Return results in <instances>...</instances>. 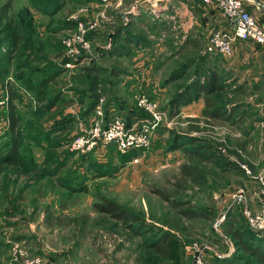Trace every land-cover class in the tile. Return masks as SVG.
Returning a JSON list of instances; mask_svg holds the SVG:
<instances>
[{
  "label": "rangeland",
  "instance_id": "1",
  "mask_svg": "<svg viewBox=\"0 0 264 264\" xmlns=\"http://www.w3.org/2000/svg\"><path fill=\"white\" fill-rule=\"evenodd\" d=\"M6 2L0 0V16ZM109 2L65 0L64 7L49 23L50 18L34 10L30 0H12L16 19L21 17V11L30 17L33 40L14 51L12 42L0 33V72L4 70L0 75V146L9 142V124L2 110L8 98L6 90L11 86L20 95L15 102L24 139L20 153L27 163V169L0 174V264H17L12 261L14 247L27 258L43 257L56 264H192L196 255H202L208 264L230 259L236 248L224 230L229 223L240 228L243 221L234 197L243 190L252 209L260 205L259 179L264 178V49L242 42L234 49V62L223 58L228 79L233 74L236 79L229 80L230 87L221 96V104L238 106L237 114L247 110L244 121H205L199 111L194 112L197 117L188 116L197 107L190 112L182 107L178 115H170L168 101L193 79L194 66L204 57L207 37L213 31L227 30L228 25L217 10L205 6L202 0H116L113 6ZM27 8L29 15L24 11ZM80 9H87L81 15L85 22L98 12H103L105 18L87 36L90 51L67 69L62 60V39L74 32L68 17ZM132 14L139 15L138 23L128 32L145 37L147 45L129 46L127 55L109 53L115 28L130 24ZM155 23L159 25L156 28L152 27ZM3 24L1 20L0 29ZM191 38L202 41L200 52L188 46ZM114 67L120 70L116 76L111 73ZM93 68L100 70L99 99L114 107L118 115L125 117L127 110L138 108L137 100L144 95L166 116L151 146L136 152L133 158L127 159L109 148L102 157L99 153L69 150V144L80 133L79 124H85L82 117L92 97L88 70ZM182 68V76L171 81L170 77ZM58 69L63 73L57 83L48 86L49 94L43 100L15 78L18 73L28 72L45 77ZM247 73L257 76L252 85L248 79H241ZM240 79L238 86L243 90L233 88ZM56 95L59 102L45 111ZM64 117L73 119L69 130L54 131L55 121ZM192 125H198L201 131L189 133ZM172 132L205 138L231 162L245 164L251 175L220 173L209 177L203 188L185 189L177 176L180 166L187 162L186 156L181 150L167 151ZM134 159L138 161L133 163ZM61 163L59 176H78V182L83 180L88 188L86 193L71 194L60 188L54 178L41 174ZM202 167L206 171L213 169L212 163ZM113 168L117 172L106 175ZM156 190L170 201L158 196ZM99 198L139 216L143 221L141 234L134 235L132 225L96 213L93 204ZM175 200L181 204L173 208ZM187 209L206 210L209 216L187 218L182 213ZM221 217L224 220L215 231L212 224ZM163 222L179 224L183 231L176 233ZM166 231L177 237L179 249L175 256L173 252L170 256L160 255L150 247Z\"/></svg>",
  "mask_w": 264,
  "mask_h": 264
},
{
  "label": "trees",
  "instance_id": "2",
  "mask_svg": "<svg viewBox=\"0 0 264 264\" xmlns=\"http://www.w3.org/2000/svg\"><path fill=\"white\" fill-rule=\"evenodd\" d=\"M30 1L34 10L43 15H47L50 18L49 23H52L54 16L61 11L65 4V0ZM24 11L26 15H29L28 8ZM16 13L17 12L12 10V0H7L4 8H2V15L0 16V21H4L3 27L0 29V33L2 35L4 34V37L12 42V49L14 51L17 49L20 50V47L24 45L25 41L32 42L33 40L31 37L33 28H31L29 24L31 23L30 17L27 18L23 16L21 11L19 12L21 17L16 19ZM68 25H71V23L68 22ZM127 26H123L121 24L119 27L115 28L114 34L111 35L113 44L109 53L115 55H127L130 50L129 46L132 45L134 47H142L147 45L148 42L145 37L128 32L131 25L128 24ZM20 27L23 28V31H21ZM90 36H88V38ZM31 42L28 43V45L31 44ZM201 42L202 41L198 38H191L188 46H192L195 50L200 52L201 50L199 49ZM235 47H237V44H235L234 49ZM255 47L260 48L259 46ZM1 61L3 60L0 59V62ZM225 62L226 61L219 55L204 52V57L201 58L194 66L195 70L193 72V79L180 91L170 97L167 104V110L170 112V115H178L182 107L202 100L204 105L202 115L205 121H223L230 124H236L238 121H244L246 119L247 110H243L241 113L237 114L238 106H231L228 108L221 104V96L225 93V90L230 87V79H228L229 76L223 70ZM191 66L192 65L190 63V65L187 66V69ZM183 69L185 68H182L179 73L173 74V78L170 77V80L174 81L175 79L180 78L184 72ZM88 71V75L92 76L89 84V91L92 93V97H90V103L82 118H88L91 114L93 115L99 99L97 91L98 84L100 83L98 81L100 70L93 68V70ZM62 73L61 69L50 72L45 77L36 76V74H32L31 72H28L27 74L18 73L15 78L19 81L22 80L20 82L22 83L23 88L27 91L34 92L35 97L38 100H43L49 94V90H47L48 86L52 83H57L56 80ZM111 73L116 76L120 73V70H118L117 67H114L111 69ZM3 74L4 70H1L0 75L3 76ZM239 90H243V87H240ZM6 95L8 98L2 111H4V118L9 124L7 134L9 142L5 147L0 146V174L27 169V163L24 161L20 153L24 147V139L22 131L20 130V127H18L20 115L15 104V102L20 99V95L18 91L14 90L11 86H8ZM59 100V96H53L48 105H46L45 111L53 108ZM109 108L110 106L106 104L104 110L106 118L108 117ZM146 116L147 115L144 111L136 108L135 110H127L124 120L129 124L134 118ZM72 122L73 119L66 117L57 120L54 123V131L65 132L69 130ZM200 131L201 128L198 127V125L189 126V133ZM171 134L172 135L167 143V151L174 152L181 150L187 159V162L180 166L177 176L178 181L180 180L184 185H186L185 189H192L193 187L203 188L207 185L209 177L218 176L220 173L235 172L236 174L246 176L244 170L239 167L238 162H231L221 153L222 150L209 143L205 138L193 136L192 134H180L175 132H172ZM33 140L36 145L40 144L38 139L34 138ZM108 148L109 150H115L112 146ZM136 152L137 151L129 152L122 156L126 158L128 157L127 159L133 158L137 154ZM237 156L239 157V155ZM207 163H212L213 165V169L208 170L210 173L202 167V165ZM61 166H63L62 163L56 164L54 167L46 169L41 174L43 176L54 178L56 184L60 188L70 192L71 194L86 193L88 188L83 180L78 182V176L68 178L59 176ZM116 172L117 168H113L112 171L106 173V175L112 176ZM104 175L105 174H103V176ZM155 193L166 202L170 201L169 197L164 195L162 191L156 190ZM180 204V201L175 200L172 202V207H178ZM93 210L98 214L107 215L112 219L122 222L123 224L132 225L131 229H133V234H141L143 225H140L143 224V221H141L140 217L117 203L106 198H99L98 201L93 204ZM182 213L187 218L192 219L207 218L209 216L206 210L187 209ZM241 219L244 222L241 221L240 228L232 223H229L224 230V234L233 242L236 248L235 255L230 259H224L221 261L217 260L216 264H264V234L251 231L248 226H246L244 218L242 217ZM81 221L87 222V219L82 218ZM163 223L173 229L176 233H181L183 231L179 224L173 225L167 222ZM176 241V235L174 233L172 234L170 231H166L162 232L157 238H155L150 247L160 255L170 256V253L172 254L173 252V255L175 256L179 249V245Z\"/></svg>",
  "mask_w": 264,
  "mask_h": 264
},
{
  "label": "built area",
  "instance_id": "3",
  "mask_svg": "<svg viewBox=\"0 0 264 264\" xmlns=\"http://www.w3.org/2000/svg\"><path fill=\"white\" fill-rule=\"evenodd\" d=\"M202 2L205 6L220 12L228 25L227 30L213 31L209 34L204 46L205 53L229 59L238 42L264 49V27L248 11L249 5H259L257 0H202ZM104 3L108 4L107 1ZM109 3L112 6L115 4L111 3V0ZM85 12L87 9H80L68 17V21L74 24L75 30L62 39V60L67 69L74 66L77 58L90 51L91 44L87 36L89 32L95 31L105 18L103 12H98L85 22L81 18ZM103 106L104 99L100 98L89 124H79L80 133L69 144L70 151L81 154L99 153L100 157L105 155L110 146L121 154L133 151L144 152L151 146L155 134L163 126L166 117L157 109L156 104L144 95L138 98L137 107L147 116L137 118L129 124L117 114L106 121ZM261 126L264 127V123ZM137 161L134 159L133 163ZM239 167L247 175H251L245 164L239 163ZM259 181L262 184L258 193L260 205L257 209L251 208L249 196L243 190L236 194L234 201L248 228L255 233L264 234V178H260ZM223 220L224 218L221 217L213 222L212 227L215 231H219ZM12 255V261L17 264H56L43 257L27 258L18 247L13 248ZM192 264L208 263L202 255H196Z\"/></svg>",
  "mask_w": 264,
  "mask_h": 264
},
{
  "label": "crops",
  "instance_id": "4",
  "mask_svg": "<svg viewBox=\"0 0 264 264\" xmlns=\"http://www.w3.org/2000/svg\"><path fill=\"white\" fill-rule=\"evenodd\" d=\"M112 1V3H115L116 2V0H111ZM257 2H258V4L259 5H249V7H248V11L257 19V21H258V23L261 25V26H263L264 27V0H257ZM142 11V10H141ZM220 13V12H219ZM136 14H132V19H131V23H130V25H131V28H135L136 26H135V24L137 25V23H138V21H137V19L136 18H138V16H136ZM220 16L224 19V22H225V24H227L226 23V20H225V18L220 14ZM136 19V20H135ZM122 21V20H121ZM133 23H134V25H133ZM153 26L152 27H154V28H156V27H158L159 25L158 24H152ZM242 42H238L237 44L238 45H240ZM246 44V43H245ZM237 45V46H238ZM132 46V45H131ZM143 47V46H142ZM237 48V47H236ZM233 57V58H232ZM232 57H230L229 59H227V60H232V59H234V56H232ZM225 59V58H224ZM233 62L235 61V60H232ZM227 70H228V68H227ZM232 74V73H231ZM236 76L233 74V77L232 78H230V79H236L235 78ZM257 76H252V74H244V76H243V74H242V76H241V79L242 78H245L246 80L248 79L249 80V82H250V85H252L253 84V82H252V80L253 79H255ZM241 79L239 80V81H236L234 84H233V88L234 87H237L238 85H240V81H241ZM262 80H264V73H263V76H262ZM241 86H238L237 87V89H239ZM244 89V88H243ZM105 104H104V106H103V109L105 110ZM195 107H197L196 108V110H194V111H192V114H189L188 116H190V117H197L195 114H194V112H198V113H201V115H202V111H203V109H204V105H203V101L202 100H199V101H197V102H194V103H192V104H190V105H187V106H185V107H183V111L184 110H186V111H191L192 109H195ZM117 113H116V109L114 108V107H110L109 109H108V117L106 118V116H105V112H104V116H105V120L107 121V120H109L113 115H116ZM118 115V114H117ZM92 116V114L90 115V117ZM90 117H88V118H85V124H89V120H90ZM124 118V117H123ZM135 119H137V118H134L133 120H135ZM132 120V121H133ZM156 135V134H155ZM154 138H155V136H154ZM154 138H153V141H154ZM137 152H141V151H137Z\"/></svg>",
  "mask_w": 264,
  "mask_h": 264
}]
</instances>
